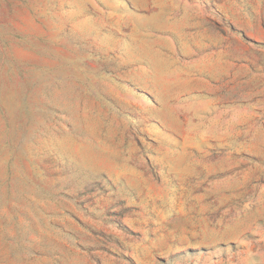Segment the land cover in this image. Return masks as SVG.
I'll return each instance as SVG.
<instances>
[{
    "label": "rangeland",
    "instance_id": "374dc122",
    "mask_svg": "<svg viewBox=\"0 0 264 264\" xmlns=\"http://www.w3.org/2000/svg\"><path fill=\"white\" fill-rule=\"evenodd\" d=\"M0 264H264V0H0Z\"/></svg>",
    "mask_w": 264,
    "mask_h": 264
}]
</instances>
